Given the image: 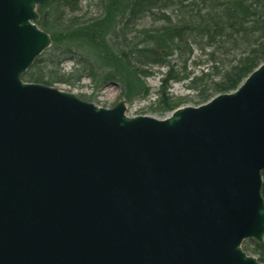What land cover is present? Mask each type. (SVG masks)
<instances>
[{
  "label": "water",
  "instance_id": "obj_1",
  "mask_svg": "<svg viewBox=\"0 0 264 264\" xmlns=\"http://www.w3.org/2000/svg\"><path fill=\"white\" fill-rule=\"evenodd\" d=\"M0 0V264H263L264 62L230 93L129 117L23 80L52 45Z\"/></svg>",
  "mask_w": 264,
  "mask_h": 264
},
{
  "label": "trees",
  "instance_id": "obj_2",
  "mask_svg": "<svg viewBox=\"0 0 264 264\" xmlns=\"http://www.w3.org/2000/svg\"><path fill=\"white\" fill-rule=\"evenodd\" d=\"M99 14L83 20L66 19V9L76 13L82 0H55L39 6L37 24L52 38L50 52L37 57L23 79L48 86H78L85 78L95 91L117 84L121 97L132 101L149 94L145 78L150 65L168 66L158 105L162 114L179 108L169 96L171 81H188L207 102L214 96L236 90L264 62V0H86ZM160 5V6H159ZM177 8L180 19L173 22L164 12L152 14L153 28H130L156 8ZM208 50L211 67L191 75L186 66H171V57L181 58L184 47ZM232 56V58H231ZM73 62L66 72L63 60ZM264 178V170L262 172ZM264 194V187H263ZM245 249V247H244ZM253 252L264 262V241L253 242Z\"/></svg>",
  "mask_w": 264,
  "mask_h": 264
},
{
  "label": "rangeland",
  "instance_id": "obj_3",
  "mask_svg": "<svg viewBox=\"0 0 264 264\" xmlns=\"http://www.w3.org/2000/svg\"><path fill=\"white\" fill-rule=\"evenodd\" d=\"M65 12L66 19L70 18L72 15H75L83 20L97 16L100 13L98 6H96L92 2H87L86 0H82L80 9L76 13H71L68 9H66ZM164 12L167 14V16L170 17L173 22L180 19V12L176 7H171L166 10L156 8L152 11L151 14H147L146 16L142 17L136 22V25L131 26L130 28L135 29V31L142 30L143 28H153L154 26L159 25L162 22H155L152 14L161 15ZM190 47L192 48L193 45H190ZM45 52L51 53L50 48L46 49ZM208 52L209 49L201 50L199 48H194V53H191L189 51V48L184 47L181 58L178 57L177 53L173 54V56L171 57L172 61L170 67L175 66V68H180L182 66H186L187 72L191 73V75H200L202 71L208 70L211 67V63L208 59ZM60 67L68 72L73 67V62L67 59L63 60ZM168 68V66L150 65L147 69L151 73L148 77L145 78L147 87L149 89V94L135 98L132 101H128L127 99L121 97V89L115 83H109L99 91L94 90L91 81L88 78H85L76 87H70L61 84L54 86L62 91L74 93L82 100L94 103L95 105L103 108H113L120 101H125L127 106L126 114L129 117L144 115L156 118H164L167 117L170 112L162 114L158 105V101L160 92L162 90V80L166 78L165 74L168 72ZM187 82L188 81H171L169 83L170 87L168 89L169 96L172 97L173 100L180 101V107H197L205 103L200 98L201 92L188 89L186 86ZM253 242L256 243V241L253 239L246 240L243 243V248L245 247L244 250L248 254L253 255L259 259V256L257 254H254L253 252Z\"/></svg>",
  "mask_w": 264,
  "mask_h": 264
}]
</instances>
